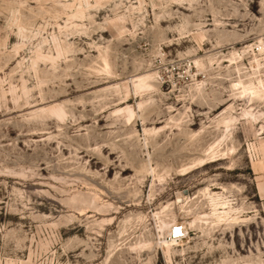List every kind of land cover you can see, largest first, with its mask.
<instances>
[{
	"label": "rangeland",
	"instance_id": "1",
	"mask_svg": "<svg viewBox=\"0 0 264 264\" xmlns=\"http://www.w3.org/2000/svg\"><path fill=\"white\" fill-rule=\"evenodd\" d=\"M263 45L264 0H0V264H264Z\"/></svg>",
	"mask_w": 264,
	"mask_h": 264
},
{
	"label": "bare ground",
	"instance_id": "2",
	"mask_svg": "<svg viewBox=\"0 0 264 264\" xmlns=\"http://www.w3.org/2000/svg\"><path fill=\"white\" fill-rule=\"evenodd\" d=\"M238 85H241V84L239 83ZM262 91L264 92V89ZM170 234H171L172 238L175 236L176 239L185 235L183 229L181 227H179L178 225L171 226ZM172 241L174 243L176 242V240H174V239H172Z\"/></svg>",
	"mask_w": 264,
	"mask_h": 264
},
{
	"label": "built area",
	"instance_id": "3",
	"mask_svg": "<svg viewBox=\"0 0 264 264\" xmlns=\"http://www.w3.org/2000/svg\"><path fill=\"white\" fill-rule=\"evenodd\" d=\"M261 51H263V52H264V45H263V46H261Z\"/></svg>",
	"mask_w": 264,
	"mask_h": 264
}]
</instances>
